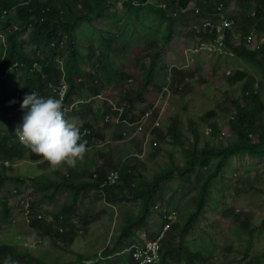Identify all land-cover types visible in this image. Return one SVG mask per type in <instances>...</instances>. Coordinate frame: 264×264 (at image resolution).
I'll return each mask as SVG.
<instances>
[{
    "label": "trees",
    "instance_id": "1",
    "mask_svg": "<svg viewBox=\"0 0 264 264\" xmlns=\"http://www.w3.org/2000/svg\"><path fill=\"white\" fill-rule=\"evenodd\" d=\"M46 1L47 0H0V29L9 31V42L5 47V49L7 48L8 51L4 61L1 62L2 58H0V62L2 63L0 70L6 71L16 62H18V64H23L22 67H27L29 69L28 75H26L24 81L26 89H30V92H37L41 96L48 97L51 91H48L46 85L50 81H53L54 83H60L62 78V73L59 71V68L56 67L58 62L55 61V59L58 57V55L67 50L68 61L65 64L67 70L66 78L71 88L69 87V94L66 98L67 102L65 101L64 104L71 105L74 101L71 100L74 99L76 94L81 93L83 97H85L84 99L80 98V96L79 98H76L83 99L84 102L81 103L80 106L78 105L73 108V112H69L73 113V116H80L84 120V124L80 127L81 133H84V131L87 129H90V133L84 135V138L88 141V152L86 153L84 162L72 168L68 178L60 177L53 180V178L42 174V178H44L43 180H40L39 178L34 179V182L38 186L34 193H41L40 195L42 196L38 199L36 204L32 206V213L29 221L31 228H35L38 234L48 237L54 245H57L59 240L73 242L75 240V236L71 233V230H74L73 226L77 223L76 211L78 208V203H81L82 207L88 206L86 202L88 200L90 204H95L100 207L106 202L111 203L112 201H115V203L112 202L111 204L120 206H127L128 203L133 204L138 207V212L136 214H132L133 212L125 210V213H123V217L125 216V224L117 228L119 231L117 240L113 244L111 243L108 245L102 251L99 258V261L103 258V262L105 264H129L133 261L132 252L125 254L124 251L129 247H133L134 245L136 246L135 242H139L141 239L138 238L135 240L134 238L138 235V229L144 228L146 225L148 227L149 221L147 216L151 215L156 208H161V210H163L165 205H167L165 202L160 201L163 200V198L161 195H159V193L156 192V190L159 191V185L165 181L173 179L175 175H177L183 182L191 181V176L197 170H200L201 172L198 171V173H196L197 175L193 181L195 188L197 189L198 196L194 211L188 214L187 209H181L180 212L175 211L172 214L171 211L173 208H170L168 211L166 209V211L162 213V228L166 224H170V227L166 231L164 238L161 240V259L158 264H166L168 261H172L173 264H215L213 262L214 256L207 255V250L192 251L191 247L184 244V240L185 236L188 238L189 233H192L193 228L198 226L199 219L205 214L206 203L210 197L212 185L215 184L220 178H226L224 172L226 170V166L230 164L229 161L231 158L235 157L236 155L240 156L241 153H246L249 156L252 155L251 157L257 160L264 158V144H262L261 141L262 139L264 141V136H262V133L264 134V123L260 124V121H257L260 119V112L263 109L260 103L264 101V27L262 25L264 24V0H237V7L231 12L229 7L233 0H167L168 2L166 0H164V2L163 0H156V2H150L149 0H71L73 1V4H71L72 2L70 0H68V2L67 0ZM119 3H123L125 9L123 11L115 10L119 24L123 26L128 24H132L135 27L137 26L133 30L132 35H136L138 45H141L145 42L148 43V46H146V54L140 59L141 62L139 61L141 77L140 79H136L134 83L135 85H132L131 81L126 79L128 74H130V69L125 65L124 61L127 52L134 47V43H124L123 46H120L117 42L118 39L115 37L117 32H110L114 35V37L111 39L105 38L102 41L101 46L105 47L107 55L100 57L99 62H97V59L90 61L89 55L81 53L80 49L78 48V28H80L82 24H88L92 26L96 18H103L105 16L104 13L106 10L111 9L112 6L117 7ZM23 4L27 6H23ZM29 4L30 6H28ZM148 4L149 9L147 6ZM16 5L18 12H12L8 14L9 16L3 14L4 10H12ZM151 6H153L152 9H150ZM130 7L134 9V11L130 10ZM135 10L139 12H135ZM179 12H181V14ZM152 15L157 17L156 19L159 21L158 26L155 25L157 20L153 19ZM147 17L148 19L146 20ZM223 18L235 21L236 23L234 30L229 33V36L226 38L225 45L223 46L225 50L223 47H220V45L217 44V46L223 51H205L208 53H221L219 56L228 55L230 57H235L243 63L249 65V67L252 66L255 68L256 75L253 76L249 75L246 72L247 70L242 71V69L229 71L228 76H226V87L227 85L229 86V84L230 86L229 88L227 87L228 89H231L233 86H242L239 95L240 98L247 99V101H245L249 103L250 106L253 103V106H241L243 107L242 110L240 105L237 106L238 109L235 107L234 111L238 112V114L236 113V118H231L232 121L231 119L228 121V125H230L229 128L236 135V138L238 135H242L241 137L238 136L236 140L228 141L231 142L229 144L228 142L226 143L229 137H227L226 140L223 138L224 140L222 139L223 141H221L219 136L221 134H226L227 129H225L224 126H226L227 123L222 126V124L216 122L217 124L212 123L208 126L209 129L207 131V135L204 134L205 145L200 147L198 146V143L202 134L200 135L196 125L203 116H208V114L211 115L210 111L215 108V104H219V99L216 97L211 100L210 94L208 97L204 98V100L206 99V101H208L207 103L201 98V105L197 108L196 113L194 114V118L197 119H194V122L193 120L191 121V115L189 114V111L185 109V107L187 108V105L180 103V99H182L183 96L185 98L189 97L191 100L194 98L192 102L195 101L196 95L190 90L192 88H189L188 86L186 87V85H191L192 83L199 80L198 75L200 74V67L193 66L190 70H186L180 66L173 67L169 64L163 65V53H161V51L167 48L171 49V47H173L174 38L178 36L183 39H188L195 42L200 49L205 43H209L210 40V42H216L220 37L217 29H207L204 26L196 27L192 26L191 24L197 22L198 20L218 21ZM173 20L176 22L175 24L172 22ZM243 22H245V25ZM249 22H251V24ZM258 24H260L259 26L263 29H260ZM139 25L146 28L145 30H147V32L145 34L141 31L143 29L138 27ZM27 29L31 30V40L36 45L35 50L37 49L36 51L40 53L36 54L35 58L30 56L24 49L25 42L23 41L22 36H24V32ZM252 30H255L257 35V44L253 43V46L257 47L254 49H252L249 45V35ZM195 31L203 33L201 34L197 32V34ZM103 32L105 34L109 31L103 30ZM66 33L67 39L64 41V35ZM61 35L63 36L61 37ZM156 35L157 38L154 39ZM215 35L216 37H213ZM118 36L119 35H117V37ZM54 38H56V43L60 41V46L58 43L56 46H52ZM57 38L59 40H57ZM196 40L201 43L196 42ZM41 41L45 42L41 43ZM63 41L65 42V45ZM228 41L229 43H227ZM159 42H162L163 45L160 51ZM46 43L50 44L46 45ZM261 43L263 44L261 45ZM234 44L236 46H234ZM40 47L42 49H40ZM59 48L62 50V53ZM5 49L0 50V56L2 55L1 57L4 56ZM48 49H50V52ZM232 49L235 50L231 51ZM147 51L149 53H147ZM114 52L121 53L119 58L122 62V65L126 67V70H118L113 68L115 67L114 63L112 59L109 60V58ZM203 52L204 51H197V53ZM15 53H17V55ZM197 53H194V55ZM42 54L45 56V60L41 58ZM15 55L17 57H14ZM50 56L52 57L49 58ZM86 57H88V60ZM148 57H151V64L147 60ZM49 59L52 61L48 64ZM107 59L109 63L106 62ZM35 63H39V65L34 67ZM82 63H84L85 66H81ZM257 68H259L258 71ZM260 72L262 74H260ZM235 75H237V77ZM189 76H191L193 80H191V77ZM98 78H100V80L96 85ZM1 80L2 79L0 78V92L1 95L5 93L2 95V99L4 100V114H6L11 119L18 120L19 124H21L23 116L17 117V114L11 111L19 105L18 103H22L19 98L20 95L18 96L17 94L18 97H14L9 90L8 80H2V82ZM6 83L7 85H5ZM202 83L207 85L208 88L211 86L210 83L203 80ZM110 85H114L113 90L107 92L106 105L100 109V107L95 105L92 96L102 93V91ZM256 85L257 90H255ZM120 86H124L125 89L119 90L118 87ZM182 87L185 88L183 89ZM91 90L93 91V95L90 94ZM153 90L159 92V94H162L164 98L169 96L168 102L170 105V115L169 111L168 115L170 117L167 115L163 116L164 113L161 111L160 107L154 108L145 125L147 134H150V136H148L151 139L150 142L147 143L145 137L143 142H138L141 147L140 151L138 153L135 151L133 153H129L131 155H129L128 158L122 160L120 159L121 161L117 162L115 160L106 159V156H110L113 153L112 150H114V148L110 146L106 152L100 151L97 148L99 145H102L104 140L106 141L107 137L102 131H97L95 125L97 126V124L102 121L106 123V127H119L124 123L133 125L134 127V124H136L139 120L141 121L144 115L147 112H150V109H141L142 107L140 105L150 104L148 96ZM216 92H219V90L214 88L213 93ZM54 96L58 98L56 94H54ZM245 96H247V98ZM256 99H259V101L257 102ZM212 101L216 102L211 103ZM206 104L212 106H208ZM115 106L118 107V110L115 109ZM151 106L154 105L151 104ZM200 109L203 110L205 114L203 111H199ZM244 109L248 110V113L247 111H243ZM182 110H185L186 113H182ZM24 112L21 113L24 115ZM69 112L68 117H72L69 115ZM138 114L139 116H137ZM109 117L110 120H108ZM176 117L178 118L179 122L177 121ZM168 118L170 119L169 122H167ZM238 118L240 120H238ZM184 119H187L186 121L189 122L190 133L193 136V149L190 151H186L185 144L182 139L184 133L182 124ZM230 121L232 123H230ZM249 121L256 122L257 124L255 125V123H252V125L255 127L250 126L251 123H249ZM173 122L175 125L172 124ZM243 123L245 129L242 125ZM164 124L166 125L165 130L162 129V127L164 128ZM214 125L218 126L213 127ZM133 127H129L128 135H130L133 130L135 131V128ZM246 128L248 129L246 130ZM0 129H2L0 130L1 157L5 161H12L10 166H7L3 163L0 164V191L6 190L8 187L12 186L16 180L23 176L21 175L22 172L19 169L17 171L18 173L15 174L13 172V169L16 170L17 168L15 162L27 161L30 164L39 165L45 170V174L47 172L58 171L60 166L53 168L48 161L32 152L30 148L21 144L16 136L13 138L8 130H3V128ZM214 129H216L215 131L217 133L213 131ZM252 131L254 132L252 133ZM243 136L245 139L247 137V140H244ZM155 137L159 140H154ZM114 138H117V141L123 140L122 134L118 136L115 133ZM259 138L261 140H259ZM99 139L102 142L97 143V140ZM165 140H168V142L179 147L180 149H183V151L186 152V154L189 156L187 164L182 167L179 163H176L173 160L165 173L155 176L152 181H146L145 178L140 176V167H142L147 162V160H149L147 158L149 154L159 160L158 157L163 154V152L159 153L160 143ZM250 142L252 144H248ZM259 146L262 148L258 149ZM95 149L96 151H94ZM90 151L94 154V156L100 155L101 159H95L96 161L94 159L88 161L90 159ZM102 152L105 153L103 154ZM170 157L174 159L173 154H171ZM213 157L217 158L215 165L211 164ZM129 158L136 160H130ZM104 171L109 173L107 174V177ZM114 173H118L120 175L119 182L115 184L110 183L108 180L110 179V175L112 176ZM135 181H139V183L136 184ZM121 182H124V185H121ZM97 183L99 186H97ZM58 190H62L63 193H59ZM104 190L107 192L105 193ZM91 193H93V195H90ZM114 194H118L119 196ZM113 195L116 197L114 198ZM60 196L65 197L66 205L68 206L67 210H63L60 213L54 214L53 220H50L49 216L46 214H44V216L40 214V207L42 203L43 205L45 204V201H47V204L52 203L54 199L57 197L60 198ZM95 197H99L100 199ZM108 199L110 201H108ZM95 200H98L97 202L99 203L93 202ZM159 203H163V205H158ZM94 208L95 207L86 213H82V217L88 220L93 218ZM17 212L18 210L16 209L13 200L8 197H0V264H5L6 260H9L10 262L14 261L15 264H94L91 263L92 259L99 257V254L96 253L93 255V258L79 255L77 258L63 260L60 256H54L48 251H45V247L42 244H36L35 246L31 247L28 246V244L32 243L33 238L31 235L26 234V232L22 231V229L17 226V221H14ZM175 213L177 215V219L174 221L170 219V215H175ZM234 213L235 211L232 209L227 212V215H233ZM39 215L42 217H39ZM243 224L244 229L249 231L248 241L250 243L253 237L252 232L255 226H250L249 221H243ZM60 228H62V231ZM162 228L158 230L156 234L150 229L149 234H147L148 237L150 239L157 238ZM78 233H80V231H78ZM150 239H144V242H141V244H145ZM59 245L61 246L62 244L59 243ZM248 250L246 252L247 256ZM88 261L90 263H88ZM99 261L95 264H99Z\"/></svg>",
    "mask_w": 264,
    "mask_h": 264
},
{
    "label": "rangeland",
    "instance_id": "2",
    "mask_svg": "<svg viewBox=\"0 0 264 264\" xmlns=\"http://www.w3.org/2000/svg\"><path fill=\"white\" fill-rule=\"evenodd\" d=\"M149 1L156 2V0H149ZM236 7H237V0H233V2L230 4L229 7L230 12L234 11ZM115 10L118 11L125 10L124 4L119 3L117 7L112 6L111 9H108V12H106L107 11L106 10L105 11L106 14L104 13L105 16L103 18H96L92 26L88 24H82L81 27L78 28L77 30V34H78L77 40L79 41L78 48L80 49L81 53L89 55L90 61L93 59H97V62H99L100 57H104L107 55V51L105 47L101 46L102 41L105 38L111 39L114 37V35L110 32H117L115 37L118 39L117 42L120 46H123L124 43H134V47L127 52L124 61H125V65L130 69V74H128L127 72L128 77H126V79L130 80L132 85H135L134 83L136 79H140L141 77L139 61L146 54V46H148V43L144 41L145 43L138 45L136 35L134 34L132 35L133 30L137 26L135 27L132 24H128L125 26L120 25ZM10 11H11L10 13L18 12L17 5L14 6L13 9ZM152 18L156 19L157 17L152 15ZM147 19L148 17L146 18V20ZM203 22H204L203 20H198L197 22H194L191 25L196 27L202 26ZM158 24L159 21L157 20L155 25L158 26ZM138 27L143 29L141 31L144 34L147 32V30H145L146 29L145 27H142L141 25H139ZM103 30L109 32L104 34ZM8 32H9L8 30L0 29V37H1L0 50L3 48L5 49V47L8 45L9 42ZM31 34H32L31 30L27 29L24 32V36H22V39L25 42L24 49L28 52L30 56L35 58L36 54H40V53H38L34 49L36 45L31 40ZM117 35L119 36L117 37ZM256 37L254 38L255 41L254 43L257 42ZM156 38L157 35L155 36L154 39ZM66 39H67V34L64 35V41H66ZM159 43H160L159 44V51H160L163 45L162 42ZM201 49H199V46L196 45L195 42L190 41L188 39H183L178 36L173 40V47H171V49L168 48L164 49L163 51H161V53H163L162 54L163 65L169 64L170 66L173 67L180 66L185 68L186 70H190L191 67L193 66L200 67V74L198 75L199 80L192 83L191 85H188V87L190 86L189 88L193 89V93L196 95L195 100L197 101L192 102L191 98L189 97L186 98L183 97L182 99H180V103H184L185 105H188L187 110L189 111L190 115L193 116L191 117V121L192 118H194V113H196L197 108L201 105L200 103L201 98L204 99L211 94L210 96L211 100L214 99L213 97L215 98L217 97L219 99V104L218 105L215 104V108H213V110L211 111L212 113L211 115L214 119L211 117V115L203 116L205 118L202 117L197 124L198 126H196L198 130H200L199 131L200 135L202 134L199 138L198 146L203 147L205 145L204 134H207V131L209 129L208 128L209 124L217 122L222 124V126H224L226 123L228 124V121L232 117L236 118V113L238 114V112H235L234 108L237 107L238 104H240L241 106L249 107L248 103L243 101L244 98L241 99L239 96L242 86H233L231 89L227 88L228 85L226 87L227 84L226 76H228L229 71L235 69H242V71L247 70L246 72L252 76L256 75V73L254 67L252 66L249 67V65L243 63L242 61L238 60L235 57H230L228 55L219 56V54L221 53H208L206 51H204L203 53H197V51H202ZM7 51L8 50L6 48L4 56L1 59V62L4 60ZM147 53L149 52L147 51ZM194 53L197 54L194 55ZM15 54L17 55V53ZM67 54L68 51L66 50L62 54L58 55V57L55 59L58 62V65L60 60L63 63L64 62L67 63L68 61ZM16 55L14 57H17ZM120 56L121 53L114 52L113 55L109 58V60L112 59L114 63L115 67L113 68L118 70L121 69L126 70V67H124L122 65V62L120 61L119 58ZM51 57L52 56H50L49 58ZM41 58L44 60L46 59L43 54ZM86 58L88 60V57ZM147 60L150 63L151 57H148ZM48 61H50L49 63H51L52 60H48ZM1 62H0V66L2 64ZM106 62L109 63L108 59L106 60ZM66 63H64V65ZM22 65L23 64H18V62H16L12 66H10L6 71L2 72V70H0V78L4 80L5 79L8 80L9 90L11 91L14 97H17V94L19 96L22 92L24 96H22L21 94L19 98L21 97L20 100L23 102L25 94L27 93L31 94V92L29 89H26L25 85L22 86L23 85L22 83H24L25 77L26 75H28L29 72V69L27 67H22ZM38 65L39 63H35L34 67ZM58 65L56 67H58L59 71L62 73V70L60 69L61 67ZM81 66H85V64L82 63ZM63 78L64 77L62 74L60 83L63 82ZM99 80L100 78L97 79L96 85L99 83L98 82ZM202 80L210 83L211 86H209L208 88L207 85L202 83ZM53 83H54L53 81H50L48 84L49 86H47L49 91L52 90L51 91L52 95L54 94V90L60 84V83H54V84ZM113 86L114 85H110L106 87L102 91V93L97 95H93V91L91 90L90 94L93 95L92 99H94L95 105L97 107H100V109H102V107L106 105L107 102L106 94L107 92L113 90ZM212 88L218 89L219 92L218 93L216 92L217 94L212 93L213 92ZM118 89L119 90L125 89V87L120 86L118 87ZM16 92L17 94L15 95ZM51 93L49 96H51ZM76 95L74 96V99H72L71 101L76 100V98H79V96L80 98L83 99L85 98L81 93ZM2 97L3 96H1V92H0V128L8 130L10 135L14 138L15 129L17 127L16 125H19V122L18 120L11 119L6 114H4L3 101H1ZM53 97L55 96L53 95ZM148 97L150 104L148 105L141 104L140 105L142 107L141 109L154 110V108L160 107L162 109L161 111H163L164 113L163 116L170 115V114L168 115V111L170 113V105L168 102L169 96L161 100L162 94H159V92L153 90L151 91ZM18 104L19 105L15 108V110L17 111L15 112H17V117H21L23 116L21 112H24L25 110L21 108L22 103H18ZM151 104H153L154 106H151ZM207 105L211 106L209 104ZM260 105L263 107V109L260 112V116H259L260 119H258L257 121H260V124H263L264 101H262ZM115 109L118 110V107L115 106ZM182 111H181L182 113L186 112L185 110ZM70 112L73 111L71 110ZM69 115L72 116L69 117V119L71 120L72 123L76 124L77 127L80 128L84 124V120L80 116H73V113H70ZM137 116H139V114ZM108 120H110V117L108 118ZM205 120L208 122H206ZM169 121L170 119H168V122ZM145 125L146 123H144V121L139 120L136 124H134V127L133 125H128L124 123L120 125L121 127L119 126L115 128V127H106V123L100 121V123H98L97 126L95 125V128L97 129V131H102L104 134H106L107 139L106 141L104 140L103 142L99 139L97 143L102 142V145H99L98 146L99 148L98 147L97 148L100 151H106L110 146L114 148L113 153L110 156H106V159L108 160L120 161V159L128 158V156L131 155L129 153H133L134 151L138 153L140 151L141 147L139 143L143 142L145 137H146V142L147 143L150 142L151 139L150 137H148L150 136V134L149 133L147 134ZM163 126L164 128L162 127V129L165 130L166 125L164 124ZM129 127L135 128V131L128 136L127 132L129 131ZM182 128L184 131L182 139L185 144V149L186 151H190L191 149H193V142H192L193 136L190 133V124L185 119L182 124ZM224 128L227 129V132L226 134H221L219 136V139L221 141H223L227 137H229L231 141L237 139L233 131L230 130L229 125L224 126ZM123 129L125 131H123ZM87 131L88 133H90V129H87ZM115 133L118 136L122 134V136H124L123 140L117 141V138H114ZM84 134H86V130L84 131ZM229 138L227 139L228 141H230ZM154 140L158 141L159 139L158 138L156 139L155 137ZM133 141L135 142L133 143ZM159 148H160L159 153L163 152V154L160 157H158L159 160H157L156 157L154 158L153 156H151V154H149L147 157L149 160H147V162L142 167H140L141 168V170L139 171L140 176L145 178L146 181H152L155 176L162 175L163 173H165L168 170L170 163H172L173 160L176 163H179L182 167H184L187 164V160L189 159V156L186 154L185 151H183V149H180L179 147L171 144L170 142H168V140L161 142ZM102 153L104 154L105 152ZM171 154H173L174 159L170 157ZM89 157L90 159L88 161H91L95 158L101 159L100 155L94 156L93 153H90ZM216 159L217 158L215 157L212 158L211 161L212 165H215L217 161ZM130 160H136V159H130ZM9 162L12 163V161ZM229 163L230 164L226 166V170L224 172L226 178H220L215 184L212 185L210 197L206 203L205 214L199 219L198 226L196 228H193L192 233H189L188 238L185 236L184 244L186 246L191 247L192 251L207 250V255L214 256L213 261L215 264H264V158L257 160V159H253L251 156H249L246 153H241L240 156L238 157L235 156L231 158ZM15 164L17 168L16 170L13 169V172L16 174L18 173L17 171L19 169L21 170L22 172L21 175L23 176L20 179L16 180V182L12 186L8 187L6 190L0 191V197H4V198L8 197L11 200H13L16 209L19 211L15 215L18 217V220L16 222L17 226L21 228L22 231L26 232V234L31 235L33 238L32 243L30 244L27 243L28 246L31 247V246H35L36 244H42L45 247V251H48L51 255L54 256L58 255L63 260H70L71 258H77L79 257V255L93 258V255L97 253L99 254V257L96 259L93 258L91 261V263L94 264L97 263L99 261L100 254L108 246V244L110 245L111 242L113 244L117 240L119 236V231L117 228L125 224L124 221L125 216L123 217V213H125V210H129L133 212L132 214H136L139 210L137 206L130 203H128L127 206H120V205L116 206L114 204L106 202L103 205L101 204L102 205L101 207L93 204V206L96 207L94 208V215L93 218L88 220L82 217L81 214L92 210L93 207H91L89 200L86 201L88 206L82 207L81 203H78V208L76 211L77 223L73 226L74 230H71V233L75 236V240L73 242L70 241L66 242L59 240L58 244L54 245L52 244V242L48 237L38 234L35 228H31L30 223L23 218L28 216V213L22 212L24 210H23V206L20 204V200L21 197L27 198L32 208V206L35 205L38 199L41 198L42 196L40 195L41 193L40 194L34 193L35 189L38 187L37 184L34 182V179L39 178L40 180H43L44 178H42V174L54 179L60 177L68 178L71 169L73 167H70L68 165H61L57 172L52 171V172H47L45 174V170L41 168L39 165L30 164L27 161H23V162L18 161L15 162ZM198 171L200 170H197L191 176L192 177L191 181L183 182L177 175H175L173 179L165 181L164 183L159 185V191L156 190V192L159 193V195H161L163 198V200L160 201L165 202L167 205H165V208H163V210H161V208L159 209L156 208L151 215L147 216L149 225L148 227L147 225L145 226L147 228L144 227L138 229V235L134 238L135 240H137L138 238L141 239L139 240V242L136 243V245H139L141 244V242H144V239L146 238L150 239L147 235L149 234L150 229L153 233L156 234V232L162 228L161 225V222L163 220L162 213H164L166 209L168 211L170 208H173L171 211L172 214L175 211L180 212L181 209H187L188 214L194 211V207L196 205V201L198 200V196H197V189L195 188V184L193 181L195 180V177L197 175L196 173H198ZM118 182L119 180L116 181V183ZM135 183L138 184L139 181H135ZM120 184H124V183L121 182ZM58 192L63 193L62 190H58ZM91 195H93V193H91ZM64 196L60 198L57 197L52 201V203L49 204H47V201H45L44 203L47 205L45 204L43 205L42 203L40 207L41 208L40 214H42L43 216L44 214H46L47 216H49L50 220H53L54 214L60 213L63 210H67L68 206L66 205V199ZM158 205H163V203H159ZM232 209L235 211V213L233 215H227V212ZM25 211H28V209L25 208ZM171 216H173L174 220L177 219L176 213L175 215H171ZM243 221H247V222L249 221L250 226H255L252 232L253 237L250 243L248 241L249 231L244 229ZM60 230L62 231V228H60ZM78 230L80 231V233H78ZM59 243H61L62 245L60 246ZM131 248L132 247L127 248L124 251L125 254L127 253V250ZM247 250H248V256L246 253ZM103 261H104L103 258L100 259L99 264H105ZM88 263L90 262L88 261ZM166 264H173V263L172 261H168Z\"/></svg>",
    "mask_w": 264,
    "mask_h": 264
},
{
    "label": "clouds",
    "instance_id": "3",
    "mask_svg": "<svg viewBox=\"0 0 264 264\" xmlns=\"http://www.w3.org/2000/svg\"><path fill=\"white\" fill-rule=\"evenodd\" d=\"M21 108L25 110L22 123L15 129V136L21 144L44 158L53 168L61 165L74 168L84 162L88 141L69 119L62 96L44 97L31 92L25 94ZM5 264L15 262L6 260Z\"/></svg>",
    "mask_w": 264,
    "mask_h": 264
},
{
    "label": "built area",
    "instance_id": "4",
    "mask_svg": "<svg viewBox=\"0 0 264 264\" xmlns=\"http://www.w3.org/2000/svg\"><path fill=\"white\" fill-rule=\"evenodd\" d=\"M10 12L11 11L8 9L4 10L5 15L9 14ZM235 25H236L235 21H231L227 18H223V19L218 20V21H215V20L204 21L202 26H204L207 29H209V28L217 29L218 33L220 34V37L216 42L205 43L202 46L201 50L202 51L215 50V52L223 51L216 44L219 43L220 47H223L225 45V41H226L227 36H229V33H231L234 30ZM255 37H256V31L253 30L250 32V35H249V45L251 47H253ZM56 45H57V43L55 41H53L52 46H56ZM49 62L50 61H48V64H49ZM58 66L61 67L60 69L62 70V74H63L64 78H63V82L60 83L59 86L54 90V94H56L59 97L62 96L64 103H65L66 98H67V91H69L70 84L68 83L67 78H66V73H67V71L65 70L66 67L61 60H60ZM255 90H257V85L255 86ZM163 99H164V96L161 97V100H163ZM83 102H84L83 99H76L73 101V103L71 105L65 104V106L69 112L73 108H75L76 106H78V105L80 106V104ZM15 111H16L15 109L12 110V112H15ZM152 111L153 110H150V112H147L144 115V117L141 119V121H144V123H146L147 119L151 115ZM87 134H89V133L86 130L85 135H87ZM2 163L7 165V166H10V162L3 160L1 157V153H0V164H2ZM119 177L120 176L118 173H114L110 177L109 182L110 183H116V181L119 180ZM20 204L23 206L24 211H22V212L28 213V216L23 217V218L29 222L30 216L32 213L31 204H30L29 200L27 198H24V197H21ZM25 208H27L28 211H25ZM22 212H20V213H22ZM39 217H42V216L39 215ZM170 219L174 220L173 216L170 215ZM17 220H18V217L15 216L14 221H17ZM169 227H170V224H166L162 228L160 233L158 234L157 238L151 239V240L147 241L145 244H139V245L133 246L131 249H128L127 253L132 252V258H133V261L129 264H158L160 262V259H161V240L164 238L165 233Z\"/></svg>",
    "mask_w": 264,
    "mask_h": 264
},
{
    "label": "bare ground",
    "instance_id": "5",
    "mask_svg": "<svg viewBox=\"0 0 264 264\" xmlns=\"http://www.w3.org/2000/svg\"><path fill=\"white\" fill-rule=\"evenodd\" d=\"M26 1H27V0H26ZM30 1H31V0H30ZM33 1H34V0H33ZM47 1H48V0H47ZM47 1H46V2H47ZM70 1H71V0H70ZM110 1H111V0H110ZM133 1H134V0H133ZM166 1H167V0H166ZM168 1H169V0H168ZM168 1H167V2H168ZM22 2H23V1H22ZM44 2H45V1H44ZM48 2H49V1H48ZM67 2H68V0H67ZM71 2H72L71 4H73V1H71ZM125 2H126V1H125ZM163 2H164V0H163ZM32 3H33V2H32ZM106 3H107V2H106ZM111 3H112V2H111ZM112 4H113V3H112ZM112 4H111V5H112ZM127 4H128V2H127ZM130 4H131V3H130ZM130 4H129V6H130ZM141 4H142V3H141ZM149 4H150V3H149ZM149 4L147 5V6H148V9H149ZM151 4H152V3H151ZM171 4H172V3H171ZM69 5H70V4H69ZM172 5H173V4H172ZM222 5H223V4H222ZM23 6H27V5H24V4H23ZM28 6H30V4H29ZM132 6H133V5H132ZM174 6H175V5H174ZM20 7H21V5H20ZM138 7H139V6H138ZM152 7H153V6H151L150 9H152ZM157 7H158V6H157ZM135 8H136V7H135ZM143 8H144V7H143ZM154 8H155V7H154ZM176 8H177V7H176ZM187 8H188V7H187ZM14 9H15V8H14ZM44 9H45V8H44ZM46 9H47V8H46ZM105 9H107V8H105ZM138 9H139V8H138ZM160 9H161V7H160ZM168 9H169V8H168ZM174 9H175V8H174ZM177 9H178V8H177ZM253 9H255V8H253ZM127 10H128V9H127ZM130 10H133V11H134V9H132L131 7H130ZM130 10H129V11H130ZM179 10H180V7H179ZM256 10H257V9H256ZM140 11H141V9H140ZM150 11H151V10H150ZM153 11H155V10H153ZM158 11H159V10H158ZM162 11H163V10H162ZM168 11H169V10H168ZM175 11H176V9H175ZM106 12H108V10H107ZM130 12H132V11H130ZM135 12H139V11H136V10H135ZM135 12H134V13H135ZM151 12H152V11H151ZM159 12H161V11H159ZM164 12H165V11H164ZM43 13H44V12H43ZM132 13H133V12H132ZM167 13H168V12H167ZM170 13H171V11H170ZM174 13H175V12H174ZM179 13L181 14V12H179ZM179 13H178V14H179ZM105 14H106V13H105ZM102 15H103V14H102ZM255 15H256V14H255ZM8 16H9V15H8ZM103 16H104V15H103ZM172 16H173V15H172ZM249 16H250V15H249ZM100 17H101V16H100ZM174 17H175V16H174ZM11 18H12V17H11ZM169 18H170V17H169ZM262 18H263V17H262ZM5 19H6V18H5ZM12 19H13V18H12ZM12 19H11V20H12ZM169 20H170V19H169ZM18 21H19V20H18ZM248 21H249V20H248ZM251 21H252V20H251ZM261 21H262V20H261ZM170 22H171V21H170ZM172 22H174V20H173ZM181 22H182V21H181ZM175 23H176V22H174V24H175ZM243 23H244V25H245V22H243ZM249 23L251 24V22H249ZM253 23H255V22H253ZM253 23H252V24H253ZM237 24H238V23H237ZM247 24H248V23H247ZM247 24H246V25H247ZM260 24H261V22H260ZM260 24H258V26H259ZM262 25H263V27H264V24H262ZM186 26H187V25H186ZM238 26H239V25H238ZM258 26H257V27H258ZM249 27H251V26H249ZM57 28H58V26H57ZM64 28H65V27H64ZM242 28H243V27H242ZM259 28L261 29L262 27L259 26ZM256 29H257V28H256ZM262 29H263V28H262ZM173 30H174V29H173ZM245 30H247V29H245ZM257 30H259V29H257ZM263 30H264V29H263ZM3 31H4V30H3ZM185 31H188V30H185ZM247 31H248V30H247ZM247 31H246V32H247ZM252 31H253V30H252ZM259 31H260V30H259ZM5 32H6V31H5ZM11 32H12V31H11ZM66 32H67V31H66ZM193 32H194V31H193ZM195 32H196V31H195ZM197 32H198V31H197ZM197 32H196V33H197ZM215 32H216V31H215ZM57 33H58V32H57ZM67 33H68V32H67ZM67 33H66V34H67ZM198 33H201V34H202L203 32H198ZM198 33H197V34H198ZM257 33H258V32H257ZM263 33H264V32H263ZM58 34H59V33H58ZM58 34H57V35H58ZM218 34H219V33H218ZM57 35H56V37H57ZM206 35H207V34H206ZM62 36H63V35H61V37H62ZM193 36H194V35H193ZM195 36H196V35H195ZM211 36H212V35H211ZM217 36H218V35H217ZM247 36H248V34H247ZM256 36H257V35H256ZM61 37H60V39H61ZM209 37H210V36H209ZM213 37H216V35L213 36ZM258 37H259V36H258ZM263 37H264V36H263ZM0 38H1V37H0ZM6 38H7V37H6ZM211 38H212V37H211ZM194 39H195V38H194ZM53 40L55 41L56 38H54ZM57 40H59V39L57 38ZM206 40H208V39H206ZM202 41H203V40H202ZM204 41H205V40H204ZM210 41H211V40H210ZM210 41H209V42H210ZM213 41H214V40H213ZM42 42H43V41H41V43H42ZM44 42H45V41H44ZM44 42H43V43H44ZM46 42H47V41H46ZM49 42H50V41H49ZM59 42H60V41H59ZM59 42H57L58 45H59ZM196 42H198V41L196 40ZM231 42H232V40H231ZM254 42H255V41H254ZM261 42H262V41H261ZM1 43H2V42H1ZM38 43H39V42H38ZM64 43H65V42H64ZM168 43H169V42H168ZM198 43H201V42H198ZM227 43H229V41H228ZM263 43H264V42H263ZM263 43H261V45H262ZM47 44H50V43H46V45H47ZM217 44H219V43H217ZM217 44H216V45H217ZM235 44H236V43H235ZM235 44H234V46H236ZM256 44H257V43H256ZM39 45H40V44H39ZM64 45H65V44H64ZM194 45H195V44H194ZM219 45H220V44H219ZM226 45H227V44H226ZM253 45H254V44H253ZM3 46H4V44H3ZM3 46H1V47H3ZM49 46H50V45H49ZM59 46H60V45H59ZM228 46H229V45H228ZM237 46H238V45H237ZM42 47H43V46H42ZM46 47H47V46H46ZM64 47H65V46H64ZM64 47H63V48H64ZM230 47H231V46H230ZM256 47H257V46H253V47H251V48L254 49V48H256ZM261 47H262V46H261ZM35 48H36V47H35ZM35 48H34V49H35ZM43 48H45V47H43ZM223 48H224V47H223ZM231 48H232V47H231ZM234 48H235V47H234ZM3 49H4V48H3ZM40 49H42V48L40 47ZM52 49H53V48H52ZM199 49H200V48H199ZM36 50H37V49H36ZM36 50H35V51H36ZM44 50H45V49H44ZM48 50H49V52H50V49H48ZM56 50H57V49H56ZM56 50H55V51H56ZM59 50H60V48H59ZM224 50H225V48H224ZM234 50H235V49H234ZM234 50L232 49L231 51H234ZM261 50H262V48H261ZM60 51H61V53H62V50H60ZM213 51H214V50H213ZM239 51H240V50H239ZM258 51H259V50H258ZM220 52H221V51H220ZM235 52H236V51H235ZM52 54H53V53H52ZM67 55H68V54H67ZM262 55H263V54H262ZM55 57H56V56H55ZM1 58H2V57H1ZM60 58H61V57H60ZM63 58H64V57H63ZM4 59H5V58H4ZM65 60H66V59H65ZM3 61H4V60H3ZM55 61H56V60H55ZM64 63H66V62H64ZM150 64H151V63H150ZM184 69H185V68H184ZM258 69H259V68H257V71H258ZM263 70H264V69H263ZM13 71H14V70H13ZM2 72H3V71H2ZM15 72H16V71H15ZM32 73H33V72H32ZM13 74H14V73H13ZM17 74H20V73H17ZM24 74H26V73H24ZM29 74H30V73H29ZM33 74H34V73H33ZM189 74H190V73H189ZM238 74H239V73H238ZM260 74H262V73L260 72ZM263 74H264V72H263ZM2 75H3V74H2ZM4 75H5V74H4ZM15 75H16V74H15ZM31 75H32V74H31ZM31 75H30V76H31ZM235 76L237 77V75H235ZM9 77H10V76H9ZM12 77H13V76H12ZM27 77H28V76H27ZM186 77H187V76H186ZM189 77H191V76H189ZM22 78H23V77H22ZM1 79H2V78H1ZM9 79H10V78H9ZM2 80H4V79H2ZM2 80H1V82H2ZM5 80H6V79H5ZM15 80H16V79H15ZM20 80H22V79H20ZM76 80H77V79H76ZM191 80H193L192 77H191ZM191 80H190V81H191ZM182 81H183V80H182ZM191 82H192V81H191ZM198 83H199V82H198ZM17 84H18V83H17ZM22 84H23L22 86H24V83H22ZM25 84H26V83H25ZM48 84H49V83H48ZM48 84H47V85H48ZM53 84H54V83H53ZM187 84H188V83H187ZM5 85H7V83H6ZM47 85H46V88H47ZM165 85H166V84H165ZM180 85H181V82H180ZM48 86H49V85H48ZM187 86H188V85H186V87H187ZM229 86H230V84H229ZM229 86H228V88H229ZM8 87H9V86H8ZM20 87H21V86H20ZM25 87H26V86H25ZM189 87H190V86H189ZM192 87H193V86H192ZM49 88H50V87H49ZM70 88H71V87H70ZM70 88H69V89H70ZM182 88H183V87H182ZM184 88H185V87H184ZM184 88H183V89H184ZM47 89H48V88H47ZM76 89H77V88H76ZM212 89H213V88H212ZM247 89H249V88H247ZM252 89H253V88H252ZM21 90H22V89H21ZM21 90H20V91H21ZM29 90H30V89H29ZM29 90H28V91H29ZM73 90H74V89H73ZM162 90H163V89H162ZM190 90L193 91L192 89H190ZM8 91H9V90H8ZM13 91H14V90H13ZM48 91H49V90H48ZM51 91H52V90H51ZM160 91H161V90H160ZM182 91H183V90H182ZM210 91H211V90H210ZM223 91H224V90H223ZM252 91H254V90H252ZM24 92H25V90H24ZM26 92H27V91H26ZM46 92H47V90H46ZM175 92H177V91H175ZM245 92H246V91H245ZM245 92H244V93H245ZM248 92H249V90H248ZM18 93H19V92H18ZM181 93H182V92H181ZM188 93H189V92H188ZM212 93H213V92H212ZM217 93H218V92H217ZM217 93H216V94H217ZM251 93H253V92H251ZM4 94H5V93H4ZM4 94H2V95H4ZM16 94H17V92L15 93V95H16ZM21 94H22V92H21ZM21 94H20V95H21ZM27 94H28V93H27ZM68 94H69V91H67V95H68ZM173 94H175V93H173ZM173 94H172V95H173ZM2 95H1V96H2ZM53 95H54V94H53ZM53 95H51V96H53ZM156 95H157V94H156ZM175 95H176V94H175ZM214 95H215V94H214ZM22 96H24V95L22 94ZM56 96H57V95H56ZM17 97H18V96H17ZM46 97H47V96H46ZM98 97H99V96H98ZM245 97L247 98V96H245ZM253 97H254V96H253ZM20 98H21V97H20ZM58 98H59V96H58ZM175 98H177V97H175ZM182 98H183V96H182ZM213 98H215V97H213ZM255 98H258V97H255ZM255 98H254V99H255ZM22 99H23V98H22ZM192 99L194 100V98H192ZM241 99H242V98H241ZM177 100H178V99H177ZM193 100H192V101H193ZM245 100L247 101V99H244L243 101H245ZM256 100H257V102L259 101V99H256ZM1 101H4V100L2 99ZM195 101H197V100H195ZM203 101H206V99H205V100L203 99ZM246 101H245V102H246ZM252 101H253V100H252ZM206 102L208 103V101H206ZM214 102H216V101H214ZM214 102L212 101L211 103H214ZM255 102H256V101H255ZM185 103H186V102H185ZM240 103H241V102H240ZM182 104H184V103H182ZM193 104H194V103H193ZM195 104H196V103H195ZM198 104H199V103H198ZM250 104H251V103H250ZM252 104H253V103H252ZM252 104H251V106H253ZM254 104H255V103H254ZM184 105H185V104H184ZM202 105H203V104H202ZM206 105H207V104H206ZM206 105H205V106H206ZM239 105H240V104H238L237 106H239ZM246 105H247V104H246ZM248 105H249V103H248ZM171 106H173V105H171ZM211 106H212V105H211ZM251 106L249 105V107H251ZM256 106H257V104H256ZM166 107H167V105H166ZM179 107H180V106H179ZM179 107H178V108H179ZM201 107H202V106H201ZM240 107H241V105H240ZM240 107H239V108H240ZM244 107H245V106H244ZM247 107H248V106H247ZM187 108H188V105H187ZM187 108L185 107V109H187ZM190 108H191V107H190ZM208 108H209V107H208ZM236 108L238 109V107H236ZM242 108H243V107H241V110H242ZM164 109H165V108H164ZM194 109H195V108H194ZM161 110H162V109H161ZM16 111H17V110H16ZM164 111H165V110H164ZM179 111H180V109H179ZM190 111H191V110H190ZM199 111H203V110L200 109ZM243 111H247V113H248V110H245V109H244ZM182 112H183V111H182ZM187 112H188V111H187ZM210 112H211V111H210ZM213 112H214V111H213ZM174 113H175V112H174ZM177 113H178V112H177ZM185 113H186V112H185ZM185 113H184V114H185ZM203 113H204V111H203ZM16 114H17V112H16ZM169 114H170V113H169ZM172 114H173V113H172ZM178 114H179V113H178ZM189 114H190V113H189ZM191 114H192V113H191ZM194 114H195V113H194ZM204 114H205V113H204ZM210 114H212V113H210ZM214 114H215V113H214ZM225 114H226V113H225ZM208 115H209V114H208ZM216 115H217V114H216ZM221 115H222V114H221ZM246 115H247V114H246ZM187 116H188V115H187ZM195 116H196V115H195ZM197 116H198V115H197ZM205 116H207V115H205ZM237 116H238V115H237ZM250 116H251V115H250ZM21 117H22V116H21ZM169 117H170V116H169ZM171 117H172V115H171ZM178 117H179V116H178ZM188 117H190V116H188ZM188 117H187V118H188ZM191 117H193V116H191ZM211 117H212V115H211ZM221 117H222V116H221ZM248 117H249V116H248ZM174 118H175V117H174ZM176 118H177V117H176ZM180 118H181V117H180ZM203 118H205V117H203ZM212 118H213V117H212ZM168 119H169V118H168ZM193 119H194V118H192V120H193ZM195 119H197V118H195ZM207 119H208V118H207ZM207 119H206V120H207ZM213 119H214V118H213ZM227 119H228V118H227ZM241 119H242V118H241ZM9 120H10V119H9ZM166 120H167V119H166ZM172 120L174 121L173 118H172ZM172 120H171V121H172ZM186 120H187V119H186ZM198 120H199V119H198ZM198 120H197V121H198ZM206 120H205V121H206ZM208 120H209V119H208ZM238 120H240V119L238 118ZM7 121H8V120H7ZM177 121H178V118H177ZM177 121H176V122H177ZM180 121H181V119H180ZM199 121H200V120H199ZM201 121H202V120H201ZM231 121H232V119H231ZM231 121H230V123H232ZM167 122H168V121H167ZM178 122H179V121H178ZM178 122H177V123H178ZM206 122H208V121H206ZM242 122H243V121H242ZM242 122H241V123H242ZM245 122H246V121H245ZM14 123H16V122H14ZM120 123H121V122H120ZM195 123H196V121H195ZM214 123H215V122H214ZM239 123H240V122H239ZM249 123H251V125L249 124L250 126H254V125H252V123H255V125L257 124L256 122H250V121H249ZM172 124H174V122H173ZM202 124H204V123H202ZM211 124H212V123H211ZM211 124H209V125H211ZM216 124H217V123H216ZM13 125H14V124H13ZM13 125H12V126H13ZM114 125H115V124H114ZM174 125H175V124H174ZM186 125H187V124H186ZM194 125H195V124H194ZM205 125H206V124H205ZM227 125H228V124H227ZM242 125L244 126V123H243ZM9 126H10V125H9ZM16 126H17V125H16ZM16 126H15V127H16ZM171 126H172V125H171ZM196 126H198V125H196ZM215 126H218V125H214L213 127H215ZM229 126H230V125H229ZM246 126H247V125H246ZM111 127H112V126H111ZM117 127H118V126H117ZM117 127H115V128H117ZM120 127H121V126H120ZM199 127H200V126H199ZM231 127H232V126H231ZM241 127H242V126H241ZM241 127H240V129H241ZM254 127H255V126H254ZM8 128H9V127H8ZM115 128H114V129H115ZM6 129H7V128H6ZM204 129H205V127H204ZM244 129H245V126H244ZM247 129H248V128H246V130H247ZM252 129H253V128H252ZM252 129H251V130H252ZM256 129H257V128H256ZM0 130H2V129H0ZM3 130H4V129H3ZM121 130H122V129H121ZM130 130H133V129H130ZM215 130H216V129H214L213 131H215ZM217 130H218V128H217ZM241 130H242V129H241ZM263 130H264V129H263ZM263 130H262V131H263ZM123 131H125V130L123 129ZM123 131H122V132H123ZM199 131H200V130H199ZM202 131H203V130H202ZM219 131H220V130H219ZM249 131H250V129H249ZM249 131H248V133H249ZM6 132H7V131H6ZM126 132H127V131H126ZM126 132H125V133H126ZM133 132H134V130H133ZM205 132H206V131H205ZM215 132H216V131H215ZM221 132H222V131H221ZM253 132H254V131H252V133H253ZM258 132H259V131H258ZM123 133H124V132H123ZM127 133H128V132H127ZM129 133H130V132H129ZM201 133H202V132H201ZM216 133H217V132H216ZM219 133H220V132H219ZM248 133H247V134H248ZM252 133H251V134H252ZM203 134H204V133H203ZM213 134H214V133H213ZM213 134H212V135H213ZM240 134H241V133H240ZM251 134H250V135H251ZM206 135H207V134H206ZM219 135H220V134H219ZM253 135H254V134H253ZM128 136H129V135H128ZM217 136H218V135H217ZM238 136H239V135H238ZM238 136H237V138H238ZM241 136H242V135H241ZM241 136H239V137H241ZM245 136H246V135H245ZM251 136H252V135H251ZM260 136H261V135H260ZM260 136H259V137H260ZM262 136H264L263 133H262ZM123 137H124V136H123ZM215 137H216V136H215ZM226 137H227V136H226ZM243 137H244V136H243ZM92 138H93V136H92ZM231 138H232V137H231ZM121 139H122V138H121ZM126 139H127V138H126ZM211 139H212V138H211ZM229 139H230V138H229ZM232 139H233V138H232ZM243 139H244V140H247V137H246V139H245V137H244ZM216 140H217V138H216ZM225 140H226V139H225ZM254 140H255V139H254ZM259 140H261V139L259 138ZM97 141H98V140H97ZM227 141H228V140H227ZM230 141H231V139H230ZM239 141H240V140H239ZM241 141H242V139H241ZM261 141H262V144H264L263 139H262ZM234 142H235V141H234ZM242 142H243V141H242ZM251 142H252V140H251ZM251 142L248 143V144H252ZM258 142H260V141H258ZM133 143H134V142H133ZM222 143H224V142H222ZM226 143H227V142H226ZM229 143H231V142H228V144H229ZM260 143H261V142H260ZM235 144H236V142H235ZM235 144H234V145H235ZM245 144H246V143H245ZM262 144H261V145H262ZM222 145H223V144H222ZM225 145H226V144H225ZM236 145H237V144H236ZM238 145H239V144H238ZM246 145H247V144H246ZM254 145H255V144H254ZM254 145H253V146H254ZM219 146H220V145H219ZM230 146H233V145H230ZM250 146H252V145H250ZM250 146H249V147H250ZM214 147H215V146H214ZM223 147H224V146H223ZM98 148H99V147H98ZM127 148H128V147H127ZM212 148H213V147H212ZM259 148H262V147L259 146L258 149H259ZM214 149H215V148H214ZM220 149H221V148H220ZM255 149H257V148H255ZM104 150H105V149H104ZM128 150H129V149H128ZM224 150H225V149H224ZM92 151H93V150H92ZM94 151H96V149H95ZM118 151H119V150H118ZM218 151H219V150H218ZM222 151H223V150H222ZM90 152H91V151H90ZM105 152H106V151H105ZM112 152H113V150H112ZM119 152H120V151H119ZM124 152H125V151H124ZM219 152H220V151H219ZM91 153H92V152H91ZM120 153H121V152H120ZM122 153H123V152H122ZM127 153H128V152H127ZM125 154H126V153H125ZM125 154H124V155H125ZM117 155H118V154H117ZM235 155H236V154H235ZM235 155H234V156H235ZM236 156H237V155H236ZM242 156H243V155H242ZM242 156H241V157H242ZM251 156H252V155H251ZM126 157H127V156H126ZM237 157H238V156H237ZM121 158H122V157H121ZM239 158H240V157H239ZM260 158H261V157H260ZM23 159H24V158H23ZM26 159H27V158H26ZM95 159H96V158H95ZM95 159H94V160H95ZM123 159H124V158H123ZM129 159H130V158H129ZM129 159H128V160H129ZM228 159H229V158H228ZM237 159H238V158H237ZM97 160H98V159H97ZM118 160H119V158H118ZM121 160H122V159H121ZM121 160H120V161H121ZM43 161H44V160H43ZM95 161H96V160H95ZM116 161H117V160H116ZM245 161H246V160H245ZM117 162H118V161H117ZM117 162H116V163H117ZM100 163H101V162H100ZM119 163H120V162H119ZM120 164H121V163H120ZM122 165H123V164H122ZM34 168H36V167H34ZM104 172H105L106 177H107V174H109V173H107L106 171H104ZM111 172H112V171H111ZM38 174H40V173H38ZM119 176H120V175H119ZM47 177H48V176H47ZM110 177H111V175H110ZM49 180H50V179H49ZM53 180H54V178H53ZM105 180H106V179H105ZM108 180H109V179H108ZM103 182H104V181H103ZM103 182H102V183H103ZM123 183H124V182H123ZM106 184H107V182H106ZM106 184H105V185H106ZM108 184H109V182H108ZM114 184H115V183H114ZM118 185H119V184H118ZM121 185H124V184H121ZM121 185H120V186H121ZM97 186H99L98 183H97ZM97 186H96V187H97ZM120 186H119V187H120ZM105 187H106V186H105ZM116 187H117V186H116ZM121 187H122V186H121ZM65 188H66V187H65ZM65 188H64V189H65ZM92 188H93V187H92ZM103 188H104V187H103ZM110 188H111V187H110ZM58 189H59V188H58ZM97 189H99V188H97ZM100 189H102V188H100ZM104 189H105V188H104ZM112 189H113V188H112ZM106 190H107V189H106ZM104 191H105V190H104ZM109 191H110V190H109ZM106 192H107V191H105V193H106ZM114 193H115V192H114ZM116 193H117V191H116ZM111 194H112V193H111ZM90 195H91V194H90ZM114 195L119 196L118 194H114ZM114 195H113V197H114ZM30 196H31V195H30ZM67 196H68V195H67ZM60 197H61V196H60ZM115 197H116V196H115ZM115 197H114V198H115ZM95 198H99V197H95ZM109 198H110V197H109ZM99 199H100V198H99ZM102 199H103V198H102ZM102 199H101V200H102ZM111 199H112V197H111ZM83 200H84V199H83ZM92 200H93V198H92ZM106 200H107V199H106ZM97 201H98V200H95V201H93V202H97ZM108 201H110V200L108 199ZM90 202H91V201H90ZM112 202H113V201H112ZM112 202H111V203H112ZM97 203H99V202H97ZM108 203H109V202H108ZM113 203H115V201H114ZM90 205H93V204H90ZM48 206H50V205H48ZM57 206H58V205H57ZM116 206H117V205H116ZM91 207H94V206H91ZM50 208H51V207H50ZM95 208H96V207H95ZM53 209H54V208H53ZM92 209H93V208H92ZM102 209H103V208H102ZM105 209H106V208H105ZM62 210H63V209H62ZM59 211H60V210H59ZM106 212H107V211H106ZM118 212H119V211H118ZM113 213H114V212H113ZM12 221H13V220H12ZM80 230H81V229H80ZM78 231H79V230H78ZM111 243H112V242H111ZM135 243H137V242H135ZM108 245H109V244H108ZM115 257H116V256H115Z\"/></svg>",
    "mask_w": 264,
    "mask_h": 264
},
{
    "label": "crops",
    "instance_id": "6",
    "mask_svg": "<svg viewBox=\"0 0 264 264\" xmlns=\"http://www.w3.org/2000/svg\"><path fill=\"white\" fill-rule=\"evenodd\" d=\"M11 111H12V110H11ZM11 111H10V112H11Z\"/></svg>",
    "mask_w": 264,
    "mask_h": 264
}]
</instances>
